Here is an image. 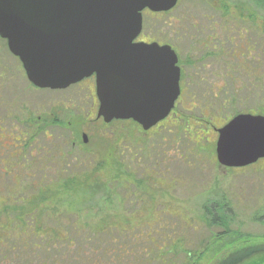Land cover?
<instances>
[{
    "label": "rangeland",
    "instance_id": "374dc122",
    "mask_svg": "<svg viewBox=\"0 0 264 264\" xmlns=\"http://www.w3.org/2000/svg\"><path fill=\"white\" fill-rule=\"evenodd\" d=\"M178 1L164 13L143 11L140 35L141 39L174 45L186 64L188 87L177 110L199 116L201 108L208 107L210 112L206 110V114L219 124L223 116L228 118L236 112L262 113L264 8L253 0ZM211 25L215 33L224 32L221 38L225 54L205 58L203 43L207 26ZM81 88L79 85L54 91L34 87L18 58L0 39V126L5 130L0 134V151L9 152L16 147L18 140L10 134L12 127H19V122L38 112H55L65 123L70 118L79 123L77 118L86 117L92 110V98L87 89ZM186 122L190 138H200L203 121L189 117ZM92 124L97 127H88L90 145L84 149L72 148L68 138L71 130L66 127H50L48 137L39 133L34 143L38 147L36 157L40 158L45 150L57 156L60 151L64 157L53 160L49 153L43 154L51 161L47 167L43 166L45 161L35 160L23 191L26 195L36 192L41 187L36 182L39 177L46 180L42 184L46 187L73 175L93 174L91 180L96 184L104 182L106 192L98 190L92 197L61 194L57 200L40 203L37 210L26 215H15L14 211L1 213L0 235L4 241L0 245V264H228L264 247V168L260 170V164L234 169V176L222 175L213 165L211 154L200 151L182 133L175 136L160 130L152 134L148 146L144 142L134 145L133 138L140 135L137 129L130 133V125L113 124L101 130V122ZM175 138L178 139L174 143ZM115 139L123 141L122 153L117 158L121 165L107 162V168L98 169L106 160L99 158L96 147L109 151ZM153 168H169L165 176L175 179L169 182L171 185L179 181L177 189L183 182H191L186 185V193L192 194L193 201L176 207L178 216L172 223L151 225V233L161 249L153 247L150 252L153 245L139 236L150 227L126 224V212L122 209L127 198L129 208L135 206L134 197L126 196L124 188L155 184L151 177H145V172ZM9 179L0 174V184L3 181L9 186ZM204 179L217 181L223 192L234 194L235 205L224 215L229 220V234H225L224 226L203 214L202 194L194 182ZM0 192L5 195L6 189L0 188ZM176 195L184 196L181 189ZM6 199L3 196L4 202ZM7 200L26 202L22 197Z\"/></svg>",
    "mask_w": 264,
    "mask_h": 264
},
{
    "label": "water",
    "instance_id": "95a60500",
    "mask_svg": "<svg viewBox=\"0 0 264 264\" xmlns=\"http://www.w3.org/2000/svg\"><path fill=\"white\" fill-rule=\"evenodd\" d=\"M178 2L0 0V37L31 85L65 89L95 74L96 117L132 120L146 131L168 116L181 89L172 46L135 41L142 11L164 13ZM217 132L221 165L247 166L264 157L263 114L236 113ZM232 264H264V248Z\"/></svg>",
    "mask_w": 264,
    "mask_h": 264
},
{
    "label": "flooded vegetation",
    "instance_id": "af4514ba",
    "mask_svg": "<svg viewBox=\"0 0 264 264\" xmlns=\"http://www.w3.org/2000/svg\"><path fill=\"white\" fill-rule=\"evenodd\" d=\"M255 2V0H253ZM144 9L143 11H145ZM142 11V12H143ZM254 18V16H252ZM209 26V25H208ZM207 26V37H206V43H203L205 46V51H203V55H205V58H211V57H217L221 56L224 52V39L221 38L224 32L221 31L220 35L219 33L214 32V27L209 28ZM224 27V26H223ZM220 28L218 29V31ZM142 32V31H141ZM141 33L138 35L137 39L135 41L139 42H146L151 43L156 41L159 45L165 44L162 41L157 40H151L147 38L141 39L140 36ZM0 39H2L0 37ZM4 40V39H2ZM4 42H6L4 40ZM169 44V43H168ZM7 45V42H6ZM175 51L176 55L178 56V62L177 65L180 67V81H179V89H181L180 94L177 98V101L175 102L174 107L170 110V113L168 116L160 121H158L155 126H152L151 128L147 129L146 131L142 129L140 124H137L136 122H133L132 120H116L113 119V121L109 123H105L102 118L96 117V111L95 107H98V101L97 96L95 93V74L90 75L87 78H83L82 80L78 81L76 84H72L71 86H79L81 85V89H87V93L89 97L91 96L92 101V110L91 112L87 113L86 117H83L79 122L80 127V134L79 138L75 136L73 133V127H72V119L70 118L68 122H66V128L71 130V135L69 138V143L71 144L72 148H87L88 144L90 145L89 140L91 139L88 134V127L94 126L92 123L95 121L102 123L103 130L105 127L113 125V124H128V125H134V130L137 129L140 136H137L136 138H133L134 145L139 144L140 142H144L145 144L148 143L150 139L153 137L152 134L160 132H167L174 134L175 136H180L182 133L185 138L191 140L190 138V131L189 126L187 125V118L192 117L197 121H203L204 125L201 127V136L200 138L193 140L194 143L197 145L200 151L208 152L207 154H211V161L214 166H216V170L220 171L222 175H233L232 170L241 168V169H248L250 166H258L261 165L260 170L264 168V157L258 158V160L252 164H248L247 166H237V167H231V166H224L221 165L217 160V154H216V140L218 138L219 133L217 130L224 126L225 123L229 121L231 117L234 115H231L230 117L223 116L221 118L222 123L214 122L212 117H210L208 114H206V110L201 108V115L197 116L193 113H190L189 115H185L182 111L177 110V105L179 104L180 98L184 93V90L186 87H188L187 84V74H186V64L182 61L181 57L178 54V49L174 45L170 44ZM257 65H255L254 70L257 68ZM256 75V74H255ZM259 75H256V78H258ZM35 87V85H33ZM38 88V87H36ZM68 88L65 89H57L60 91H65ZM40 89V88H38ZM48 89V88H47ZM51 90V89H49ZM54 90V91H57ZM67 102V101H66ZM194 107V105L192 104ZM184 108L185 106L182 105ZM187 111H190L186 108H184ZM205 112V114L203 113ZM210 112V110H208ZM239 113V112H236ZM234 113V114H236ZM51 117H57V119H61L55 112L47 111V113H36L35 117H30L26 119L23 122H19V127L13 126L11 129V135H16L18 143L16 147L9 152H3L0 151V174L5 175L9 178V174L18 173L20 170L27 168V166H33L35 160H37L39 157H36V150L37 148L34 147V143L37 141L28 142L26 140V137L28 135L34 134L33 131L37 130V135L40 133L41 126H45L47 121ZM56 119V118H55ZM86 119V120H85ZM212 119V120H211ZM60 126V125H58ZM57 125L49 126L48 129L45 131V136L48 137V131L50 127H58ZM97 127V126H94ZM118 131H120V127H118ZM5 133L4 127L0 126V134ZM82 134H85L87 137V141L84 142L82 138ZM178 138H175V142H177ZM123 143L120 139L114 140V146L112 149L109 150V156L112 159L119 158L120 154L123 150ZM28 144V146H27ZM94 143L93 145H95ZM27 146V147H26ZM148 146V144H147ZM127 147V146H126ZM97 148V155H99V158L102 157L103 161L105 157H103L104 153H107V151H104V148H101L99 146ZM150 148V146H149ZM45 150V149H43ZM46 152H42L39 160L45 161L43 166H48L51 161H47L45 156L43 157V154L48 155L52 158H63L64 155L60 153L57 156L55 152H50L48 150H45ZM65 152V151H64ZM69 155V153H68ZM101 156V157H100ZM119 160V159H118ZM169 168H153L149 169L148 172H145V177H148V179L151 177L155 182V184H139L138 186L134 187H126L124 190L126 191L125 195L129 196L132 195L134 197V208H129L128 205H131L128 201V198L125 199V204L123 206V211L126 212V216H124L126 224L128 225H140L145 224L150 227L148 231L144 233V235L140 234L139 236L143 237V239L146 242H150L152 248H150L148 251H152L153 247L159 248V245L157 244V238L154 236L155 234L151 233V225L152 224H162V222H173L174 219L178 216L177 208L178 206H182L183 204H189L192 199L191 193H186L189 188L187 187L190 185L191 182H183L180 184V188L177 189V185L179 184V181L174 182L172 185L169 183L171 180H175L174 178H166V174ZM230 178V177H228ZM232 178V177H231ZM234 178V177H233ZM38 181L41 182V184H45L46 180L44 178H38ZM161 181V182H160ZM195 188L199 189V194H202V200L201 203L203 205V214L206 215L208 218L215 219L220 216H224L225 213H228L232 211L233 207L232 205H235V197L234 194H228L223 192V187L220 188L217 181H207V180H199L195 181ZM187 185V186H186ZM181 189V192L184 194L183 198H179L178 195H176V191ZM233 196V197H232ZM234 201V202H232ZM206 204V205H205ZM209 204V206H208ZM226 218V216H224ZM227 224H229V220L227 221ZM164 244V243H163ZM162 244V245H163ZM176 242H173V245H176ZM150 246H147L148 248ZM264 248V247H262ZM160 254H158L159 256ZM162 261H164L162 259ZM232 261V260H231Z\"/></svg>",
    "mask_w": 264,
    "mask_h": 264
},
{
    "label": "trees",
    "instance_id": "16d2710c",
    "mask_svg": "<svg viewBox=\"0 0 264 264\" xmlns=\"http://www.w3.org/2000/svg\"><path fill=\"white\" fill-rule=\"evenodd\" d=\"M255 3L257 6H261L262 8H264V0H255ZM205 109V108H203ZM206 110H208V107L206 108ZM264 115V111L261 113ZM56 118V119H55ZM76 119V118H75ZM81 120L79 118H77V121ZM76 120H74L73 122H75ZM53 125H60L65 127L66 123L61 120V119H57V117H51L49 119V121H47L45 126H41V130L40 133H44L43 135L45 136V131L48 129L49 126H53ZM134 125H130L129 126V132L131 133L132 130H134ZM73 127V131L76 137L79 138V132H80V127H79V123H74L72 124ZM34 134L28 135L26 137V140H28V142H32L35 141L36 136H37V130L33 131ZM14 137L17 138L16 135H14ZM28 146V144H27ZM26 146V147H27ZM104 151L107 153L103 154V157H105L106 162H103V165H99L98 169H103L104 167L107 168V162H113V163H118L119 165H121L118 161L117 158L112 159L109 156V151L104 149ZM33 166H27V168L22 169V172H18V173H13L8 175L10 176L9 180H10V184L9 186H7L8 183H4L3 181L0 184V188L2 189H6V194L3 195L0 192V216L1 213L6 214L9 213L10 211H14L15 215H17L19 213V215H26L27 213H29L30 211H35L39 208L40 203H45V202H51L52 200H57L55 198H59L58 196L61 194H66V195H72L73 194H79V195H84V196H89L92 197L94 196V194H96V192L98 190H103L104 192H106V184L104 182H101L100 184H96V182H94L93 178H91L92 176H94L93 174L87 175V174H83V176H77V175H73L72 177H67L65 179H62L61 181L58 182H52V185L49 183V185H46V187H42V184L40 181H36L37 184H39L41 187H39V189L36 192H33L32 194H28L26 195L24 193V185L27 184L26 182V178L29 177L30 175H32L30 173L31 168ZM97 169V168H96ZM123 173V172H122ZM89 174V173H88ZM6 176V174L4 175ZM32 177V176H31ZM40 178V177H39ZM25 182V184H23ZM92 182H94V184H92ZM54 183V184H53ZM5 184V185H3ZM2 186V187H1ZM3 196H6L7 199L11 200L13 198L17 199L22 197L26 202L23 203V201L21 202H12L8 201L6 199V201L4 202ZM13 197V198H12ZM9 219V218H8ZM1 220V219H0ZM212 222L215 224H219L224 226L225 228V234H229L230 230L228 229V224H227V220L224 216H220L217 217L215 219H212ZM2 236L0 235V245L2 243V241H4L3 238H1ZM252 251L241 255L240 257L234 258L232 261H230V263L228 264H232L233 262H236L238 260H240L243 256L249 255L251 254Z\"/></svg>",
    "mask_w": 264,
    "mask_h": 264
}]
</instances>
